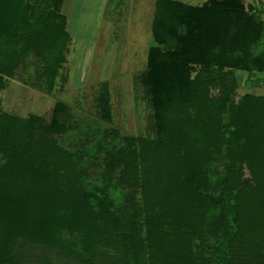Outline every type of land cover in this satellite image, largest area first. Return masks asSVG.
<instances>
[{"label":"trees","instance_id":"obj_1","mask_svg":"<svg viewBox=\"0 0 264 264\" xmlns=\"http://www.w3.org/2000/svg\"><path fill=\"white\" fill-rule=\"evenodd\" d=\"M62 1L0 0V87L2 77L16 76L31 57L37 72L35 81L30 75L31 85L55 91L71 41ZM244 11L241 0L156 1L153 41L140 80L144 95L136 97L147 102L164 138L112 124L101 129L97 123L95 143L72 150L53 137L83 122L68 102L56 99L48 118L1 112L0 172L9 168L13 182L30 173L39 178L50 173L57 183L69 174L78 201H56L65 209L55 206L52 212L57 223L72 221L68 226L81 234L82 251L76 249L78 240H60L56 233L35 238L61 246L58 264H264V95L239 96L222 66L199 67L195 80L189 78L203 60L190 52L196 38H203L214 59L219 44L213 34L222 31L218 19ZM198 27L204 29L200 34ZM253 33L240 46L242 56L228 59V66L247 72L263 68L264 29ZM36 141L39 147L31 146ZM211 161L222 168L215 182L207 170ZM18 196L10 204L0 196V264H10L12 257L11 264L16 263L11 247L26 233L20 211L9 208ZM38 264L57 263L46 251Z\"/></svg>","mask_w":264,"mask_h":264},{"label":"rangeland","instance_id":"obj_2","mask_svg":"<svg viewBox=\"0 0 264 264\" xmlns=\"http://www.w3.org/2000/svg\"><path fill=\"white\" fill-rule=\"evenodd\" d=\"M69 1L71 3L69 32L72 39L69 44L67 61L60 74V76H66V81L63 83L65 90L60 93V90L55 88L56 92L52 95L42 91L37 92V90L29 91L26 85L32 84L37 73L36 64L31 61L30 57L24 63H28V67L18 69L16 76L5 75L2 77L0 114L3 111L22 115L34 112L48 118L53 102L56 99L64 100L77 111L76 116L83 122L78 120L80 123H77L76 130L55 133L53 137L62 147L72 150L83 146L88 148L95 143V138L92 137L96 133L94 129H96L97 123L101 129L113 125L134 134L150 138H164L165 132L163 130L159 132L152 122L151 109L147 102L136 97V95H144L140 80L142 73L147 68L148 48L153 41L151 21L156 12L155 0ZM183 1L196 4L202 3L204 0ZM241 4L244 12L229 14L222 19L219 18V21L217 20L220 22L219 26L222 31L218 34L213 32V38L219 44L216 53H213L216 54L214 59L204 46L203 38L200 36V39L193 38L195 41L192 43L193 47L190 52L199 53L203 60L200 65L192 67L193 70H191L189 78L195 80L199 67L208 66L211 68L214 66L215 69L218 68L217 66H222L224 69L222 73L230 72V79L235 80L236 85L233 90L239 96L246 93L264 95V63L261 62L260 65L263 68L252 69L250 72L245 71L242 67L228 66V59L242 56L243 51L240 46L245 45V42L250 38L249 35L253 34V38V31H257L260 27L264 29V0H241ZM234 26L236 29H233ZM196 30L200 34L204 29L198 27ZM233 48L236 53L232 56L227 51L233 50ZM262 48L264 51V45ZM256 54L258 56V53ZM255 58L256 61L259 60V57L255 56ZM213 61H218L220 65L212 63ZM21 64L23 65V63ZM30 75L33 76V80ZM58 81L61 82L60 77ZM40 93L46 94L47 97L45 95L42 97ZM29 98L30 100L27 101ZM108 102L110 106L104 107ZM229 104L230 101L227 111L223 113L224 123L229 121ZM101 118L104 121H97L98 119L102 120ZM31 146L39 147L38 141ZM30 149L28 148V150ZM31 156L33 160L34 152ZM54 159L55 157L52 155L50 161ZM56 160L61 161L57 157ZM218 164L216 161H211L207 165L208 175L212 182L217 179V171L222 169ZM8 166L9 164L4 168ZM60 166L64 167L62 164ZM49 170L50 168L45 173H48ZM0 173V178L4 181H1L3 184H0V196L10 204L11 198L19 195L18 201L14 205L11 204L9 208L17 213L20 211V219L22 217L25 219L20 222V219L12 222L13 229H17L19 223L26 228V233L18 236L11 247V253L17 258L15 264H38L39 259L46 251L51 253L54 263H59L60 256H64L61 253V246L44 245L41 239L36 240L38 233L42 234V232L44 235L56 233L60 240H78L75 245L76 249L82 251L81 245L78 243L81 234L74 229L71 231L69 227L72 221L69 224L57 223L52 212L55 206L65 209V204L56 201H62V199L63 203H67L68 199L73 203L78 201L73 195L75 194L74 189L70 188L72 182L69 174L64 175L56 183L52 180L53 175L50 173L47 174V178H45L46 174L39 178L40 175L37 176L34 173H30L25 178L18 177V179L16 176L17 181L14 182L9 168ZM35 179H39V181H35ZM122 194L124 193L122 192ZM122 196L124 197V195ZM66 197L68 198L66 199ZM30 234L33 240L29 238ZM64 243L66 242H63L62 245ZM101 248L105 249V246L101 245ZM73 259L76 258L73 257ZM13 260L12 257L10 264ZM62 264L66 263L62 262ZM78 264L84 263L79 262Z\"/></svg>","mask_w":264,"mask_h":264},{"label":"crops","instance_id":"obj_3","mask_svg":"<svg viewBox=\"0 0 264 264\" xmlns=\"http://www.w3.org/2000/svg\"><path fill=\"white\" fill-rule=\"evenodd\" d=\"M156 1L157 0H155V4H156ZM71 3H70V1L68 2V0H63L62 1V4H61V13L65 16V18H66V27H67V29H68V31H69V12H70V8H71ZM71 34V33H70ZM71 39H72V37H71ZM67 61V60H66ZM65 64V63H64ZM63 67H64V65H63ZM63 67L61 68V70H60V74L62 73L61 71H62V69H63ZM60 74H59V76H58V78L60 77V81L61 82H59L58 81V78H57V86H56V88L58 89V90H60L59 92L61 93V91H63V90H65V86H64V84H63V82L64 81H66V76L65 75H61L60 76ZM26 87L29 89V91H35V90H37V92L39 91L37 88H34L32 85H26ZM56 92V89H55V91L52 93V94H54ZM58 92V91H57ZM41 94V96L42 97H47V95L46 94H43V93H40ZM51 94V95H52ZM45 95V96H44ZM27 97V96H26ZM30 100V98L27 100V101H29ZM31 100H32V98H31ZM33 101V100H32ZM54 103V102H53Z\"/></svg>","mask_w":264,"mask_h":264}]
</instances>
